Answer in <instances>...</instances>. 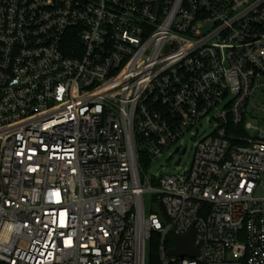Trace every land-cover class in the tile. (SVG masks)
Segmentation results:
<instances>
[{"label":"built area","instance_id":"built-area-1","mask_svg":"<svg viewBox=\"0 0 264 264\" xmlns=\"http://www.w3.org/2000/svg\"><path fill=\"white\" fill-rule=\"evenodd\" d=\"M255 91L264 0H0V264H264Z\"/></svg>","mask_w":264,"mask_h":264},{"label":"rangeland","instance_id":"rangeland-1","mask_svg":"<svg viewBox=\"0 0 264 264\" xmlns=\"http://www.w3.org/2000/svg\"><path fill=\"white\" fill-rule=\"evenodd\" d=\"M246 119V122L250 123L253 127L264 130V93L262 91L254 92L251 98V104L248 109ZM209 126V123H207L205 125V128L208 129ZM249 131L255 134L260 133L258 130L255 129H251ZM194 135H196L197 138H194ZM204 135L205 134L202 132L199 134H186L181 141L183 143V146L187 148L186 153L183 154L181 150L179 152L167 154L165 157H163L156 163L145 166L147 176L157 179L160 177V175L180 174L189 170L193 161L194 149L197 144V141L201 139ZM178 159H181L180 166H176V162ZM257 195L264 196V177L261 186L257 191ZM149 197L150 195L147 194V212L150 211L152 205V200ZM167 243L169 246L175 245L172 235H169L167 237Z\"/></svg>","mask_w":264,"mask_h":264},{"label":"water","instance_id":"water-1","mask_svg":"<svg viewBox=\"0 0 264 264\" xmlns=\"http://www.w3.org/2000/svg\"><path fill=\"white\" fill-rule=\"evenodd\" d=\"M179 162H177V165ZM154 211L162 216V210L159 205L154 206ZM163 218V216H162ZM164 220V218H163ZM195 230L192 228L188 234L180 236L174 233V240L176 242V248L169 251V254L176 256H190L198 257L197 249L194 246Z\"/></svg>","mask_w":264,"mask_h":264},{"label":"trees","instance_id":"trees-1","mask_svg":"<svg viewBox=\"0 0 264 264\" xmlns=\"http://www.w3.org/2000/svg\"><path fill=\"white\" fill-rule=\"evenodd\" d=\"M147 264H161L159 258V239L155 234H153L149 244Z\"/></svg>","mask_w":264,"mask_h":264}]
</instances>
